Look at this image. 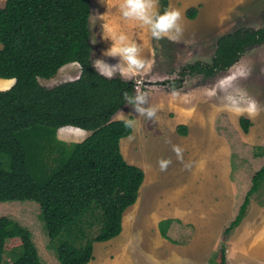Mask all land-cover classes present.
I'll return each instance as SVG.
<instances>
[{
    "label": "trees",
    "instance_id": "obj_1",
    "mask_svg": "<svg viewBox=\"0 0 264 264\" xmlns=\"http://www.w3.org/2000/svg\"><path fill=\"white\" fill-rule=\"evenodd\" d=\"M168 9L160 0L159 10ZM189 6L186 16L197 14ZM89 0H6L0 7V77L14 78L0 89V202L33 200L60 264H86L93 259V242L121 232L122 214L133 204L144 179L142 167L127 162L120 139L132 133L113 115L134 95V81L99 74L92 62ZM264 44V27H238L216 39L209 62L184 65L170 87L181 86L184 76L199 72L205 78L230 68L249 49ZM79 62L83 73L47 87L39 78L53 77L59 68ZM176 83V84H175ZM252 121L240 116L247 132ZM73 125L90 130L79 141L64 140L57 129ZM180 134L187 133L178 124ZM264 184V163L251 177L235 217L223 229L226 238L245 216L251 196ZM171 218L157 226L168 234ZM98 226L95 233L91 228ZM20 243L6 250L9 239ZM174 242V241H173ZM9 259L4 261V254ZM219 264H226L224 242ZM44 264L28 227L0 215V264Z\"/></svg>",
    "mask_w": 264,
    "mask_h": 264
},
{
    "label": "rangeland",
    "instance_id": "obj_2",
    "mask_svg": "<svg viewBox=\"0 0 264 264\" xmlns=\"http://www.w3.org/2000/svg\"><path fill=\"white\" fill-rule=\"evenodd\" d=\"M89 1L91 5L89 29L92 46V62L96 59H102L109 65L118 64L119 57L113 58L104 56L103 52L112 46V43L115 42L117 36L121 33L126 34L130 40L136 41L140 45L141 54L147 61V67L143 73L131 77H122L134 81V95L137 86H139L142 91L148 92V103L149 105L156 106L158 109L157 117L154 119L141 117L134 111L131 105L127 104L123 105L113 117L114 119L120 118L122 111L128 118L139 121V124L133 129L132 134L123 137L120 141L124 153L125 150L123 147H130L131 154L136 156L134 160L138 161V159L142 158V161L145 162L143 168L144 172L146 174L148 172V174L151 175L148 179L149 183L154 179L155 186H158L154 188L151 202L154 203L156 201L155 205L163 207L164 211V201L178 192V189L174 187L175 179L171 174V171L173 173V163L179 161L176 154L172 151V146L175 145L176 141L171 132H174L176 126V116L179 113L207 107L210 113H214L211 114L209 118H211L212 115L221 113L217 117V126L229 136L232 148L233 177L240 182L241 204L247 189L251 185L252 175L255 173L256 169H259V166L264 163V128H260L259 133L256 130L257 126L254 127L252 121L248 133L243 131L238 123V119L240 116H249L247 114L237 115L225 110L221 94L217 89V83L224 77L230 76L236 69L238 72L241 70L247 71L249 73L247 78H238L235 84L246 89L249 95L258 102L260 109L263 108L264 44H258L249 48L229 69L221 71L212 77L205 78L199 72H187L181 86L175 88L177 93L175 96L172 95L173 88L170 87V84L173 82L170 81L168 84L167 80L177 78L180 69L188 63H193L195 61L209 62L214 55L216 39L219 35L232 31L238 27H264V0H243V2L238 5L233 7L229 5V7L227 6L223 9H218L220 6H213L218 11L217 16H214V12L208 9L207 3L203 0H197L193 4H188L186 2L182 3L181 0H168V9H177L182 13L181 23L184 30L181 38L177 41H171L167 38L160 40L154 39L147 27L141 26L137 21L125 20L120 12L122 0ZM211 1L213 4H223L227 2V0ZM190 2L191 1H189V3ZM189 6H197L198 8L196 16L192 19L186 16V9ZM159 7L160 0H158L157 10H159ZM106 33L113 42L110 39L104 38ZM79 73L80 70L76 67V62H70L59 68L53 77L39 78V81L41 84L51 87L62 81L77 78ZM116 75H120L119 72L114 76ZM138 81L139 85H137ZM211 92H215L216 94L210 96L209 93ZM262 112H264V110ZM253 117L254 116L249 118L252 120ZM223 119H225L224 123L221 122ZM253 132L257 134L256 142L252 139V137L255 136ZM65 136L66 140L79 141L85 138V133L77 134L76 136H71L67 133ZM129 137L132 138L130 139ZM137 142L142 144L143 149L141 145L138 146ZM184 153L185 151L182 153V159L183 162L186 163L187 161L185 160L187 159L184 157ZM192 154L194 156V151H192ZM125 156H127L126 153ZM161 158L171 160V164L166 171H161L158 166L157 162ZM238 170L241 171V176L239 178H237L236 175ZM159 176L161 180L158 182L157 178ZM180 176H183V174ZM146 186L142 189L144 199L147 198ZM192 189L193 187L190 184L188 186V192L193 193L192 195H197V189ZM193 199L194 205L200 203L197 199ZM252 200L261 205L264 203V184L257 193L251 196L250 201ZM199 206L200 205L197 207ZM39 211L38 203L33 200L0 202V215L11 217L30 229L31 237L38 250L41 261L44 264H60L54 250L49 246L48 236L39 218ZM132 217H134L135 220V214H133ZM137 217H140V215ZM213 225H216V221H214ZM97 230L98 226H93L91 228V233L93 234ZM193 230L194 227L189 222L185 223L181 220H175L170 223L167 232L175 243H185L191 238ZM215 231V228L211 230V235ZM140 233H142V230L134 229L132 234L136 237L137 242L135 240L129 243L124 242L123 249L125 253L119 254V262L118 257L114 253L108 254L109 264H117V262L118 264H154L153 261L148 259L147 256L150 254L146 251H144V253L135 252L139 242V237L137 236ZM151 234L152 231L150 233L148 231L145 232L144 237L146 241L144 242V246L146 248L153 244L152 239L154 236L152 237ZM229 236L228 238L231 237ZM119 238H121V235L116 239ZM220 239V243L224 242L226 251L228 249L227 253L229 254L232 250L230 247L231 240H229V242L226 240L223 235V229ZM166 240L173 242L168 239ZM19 243L20 240L18 238L9 239L6 242V250L9 251L10 248ZM104 247L103 241H96L94 243V255L96 258H101V261L100 263L98 260L92 261V263L89 264H106L104 260L106 256L103 254ZM218 248L219 247H217V253L213 260L209 261V264H219V261H217L219 256ZM155 250L158 249L155 247ZM8 259L9 255L5 253L4 261L6 262ZM174 263L189 264L188 262L178 260ZM3 264L5 263L3 262ZM159 264L161 263L159 262ZM162 264L166 263L162 262Z\"/></svg>",
    "mask_w": 264,
    "mask_h": 264
},
{
    "label": "crops",
    "instance_id": "obj_3",
    "mask_svg": "<svg viewBox=\"0 0 264 264\" xmlns=\"http://www.w3.org/2000/svg\"><path fill=\"white\" fill-rule=\"evenodd\" d=\"M1 1L0 7L4 6L6 0H3L2 4ZM189 1L191 2L189 3ZM196 1L181 0L182 3L186 2L188 4H193ZM203 1L207 3L208 9L214 12V16L218 15V11L213 6H220L218 9H223L227 6L229 7V5L233 7L243 2V0H227L223 4H213L211 0ZM14 81V78L0 77V89L9 88L14 84ZM263 110L264 107L251 120L253 121V126H257L256 130L259 133L260 128H264ZM211 114L214 113H210L207 107H203L179 113L176 116V126L174 132L171 133L174 135L175 145L180 146L185 151L184 157L187 159L185 161L190 164V167L185 168L184 164L179 161L173 163V173L171 171V174L176 181V183L174 181V187L178 189V192L164 201V211L163 207L155 205L156 201L154 203L151 202L154 188L158 186H155L154 179L149 183L144 172V179L139 187L136 201L123 211L121 232L103 241L105 245L103 254L106 256L104 258L106 264H109L108 254L110 253H114L118 257L119 262V254L125 253L123 249L124 242L129 243L134 240L137 242L136 237L132 234L134 229L142 230V233L137 236L139 237V242L135 252L144 253L146 251L150 254L147 256L148 259L153 261L154 264H159V262L161 264L162 262L175 264L176 260L188 262L189 264H209V261L213 260L220 244L222 229L235 217L241 196L240 182L233 177L232 148L229 136L217 126V117L221 113L212 115L209 118ZM224 120L221 122L224 123ZM178 124L187 126L186 134L182 135L178 132ZM81 130L84 131L85 137L90 133V130ZM72 131L81 134L78 129H73ZM67 133V131L61 132L60 127L57 129V136L61 139L66 140L65 135ZM253 134L255 136L252 139L256 142L257 134L256 132H253ZM70 135L73 136L72 134ZM137 144L142 146L140 142H137ZM120 149L124 158H127V162L144 168L145 162L142 161V158L138 159V161L134 160L136 156L131 154L130 147H123L127 155L125 156L122 151L121 141ZM192 151H194V156ZM262 165L263 163L259 167ZM181 174L183 176H180ZM236 175L239 178L241 171L238 170ZM157 179L159 182L161 180L160 176ZM190 184L193 189H197V195H192L193 193L188 192ZM144 186L147 188V198L145 199L142 194ZM193 198L200 203L194 205ZM198 205L200 206L197 207ZM248 206L249 208L241 222L230 231L229 235L231 237L229 235L230 238L226 237L228 242L231 240L230 247L232 249L228 254V249L226 251L225 248L226 264H264V203L261 205L252 200ZM133 214L136 216L135 220L132 217ZM138 215L140 217H137ZM162 218H171L172 221L181 220L185 223L189 222L194 227L191 238L185 243L167 241V238L161 236L157 226L158 221ZM214 221H216L215 226L213 225ZM214 228L216 231L212 236L210 231ZM147 231L149 233L152 231L151 236H154L152 239L153 244L148 248L144 246L146 241L144 235ZM120 235L121 238L116 239ZM95 242H93L94 260L91 259L86 264L92 263V261L98 260L99 263L101 261V258H96L94 255ZM155 247L158 250H155Z\"/></svg>",
    "mask_w": 264,
    "mask_h": 264
},
{
    "label": "clouds",
    "instance_id": "obj_4",
    "mask_svg": "<svg viewBox=\"0 0 264 264\" xmlns=\"http://www.w3.org/2000/svg\"><path fill=\"white\" fill-rule=\"evenodd\" d=\"M157 5L158 0H122L120 12L125 20L137 21L141 26L147 27L154 39L179 40L184 30L181 23L182 13L177 9H165L160 12L157 10ZM104 38L110 39L107 33ZM103 55L113 58L119 57V63L116 65H109L102 59H96L93 62V66L99 74L108 79L113 78L117 72L121 76H136L143 73L147 67V61L141 54L140 45L136 41L130 40L123 33L117 36L115 42L108 50L103 52ZM76 67L83 73L82 65L79 62H76ZM248 75L247 71L241 70L238 73L224 77L218 81L217 89L221 94L225 110L237 115L247 114L252 117L259 114L260 106L258 102L249 95L246 89L235 84L238 78H247ZM137 85H139V81ZM176 94V90L173 89L172 95L175 96ZM215 94V92L209 93L210 96ZM124 99L126 104L131 105L139 116L146 119L157 117L158 109L156 106L149 105L148 92L142 91L139 86L136 87L135 95H129L125 92ZM120 119L123 121L124 127L129 130L134 129L139 124V121L128 118L122 111ZM172 151L176 154L177 159L184 163L182 148L173 145ZM157 163L161 171H166L171 164V160L161 158ZM184 167L188 168L190 164L184 163Z\"/></svg>",
    "mask_w": 264,
    "mask_h": 264
},
{
    "label": "bare ground",
    "instance_id": "obj_5",
    "mask_svg": "<svg viewBox=\"0 0 264 264\" xmlns=\"http://www.w3.org/2000/svg\"><path fill=\"white\" fill-rule=\"evenodd\" d=\"M112 60V59H111ZM117 60V59H116ZM118 63V62H117ZM238 72V70L236 69L235 71H233L232 73H231V75L233 74V73H237ZM212 109V108H211ZM264 113V112H263ZM233 116H234V114H233ZM207 117V116H206ZM238 117V116H237ZM263 118H264V115H263ZM206 119V118H205ZM234 120V119H233ZM208 121V120H207ZM211 123V122H210ZM80 127H77V126H73V125H64V126H62V127H60V131L61 132H64V131H67L68 133H70V134H72V135H74V136H76L78 133H76V132H73L72 130L73 129H78L80 132H81V134H84V131L83 130H81V129H79ZM61 134V133H60ZM147 172V171H146ZM146 177H147V181H148V179L151 177V175H149L148 174V172H147V174H146Z\"/></svg>",
    "mask_w": 264,
    "mask_h": 264
}]
</instances>
